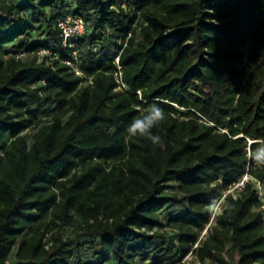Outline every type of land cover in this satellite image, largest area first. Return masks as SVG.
Returning <instances> with one entry per match:
<instances>
[{"label":"trees","instance_id":"obj_1","mask_svg":"<svg viewBox=\"0 0 264 264\" xmlns=\"http://www.w3.org/2000/svg\"><path fill=\"white\" fill-rule=\"evenodd\" d=\"M68 13L91 83L62 61ZM153 102L164 148L126 132ZM263 139L264 0H0V264H264L251 181L206 227L228 186L264 182Z\"/></svg>","mask_w":264,"mask_h":264},{"label":"built area","instance_id":"obj_2","mask_svg":"<svg viewBox=\"0 0 264 264\" xmlns=\"http://www.w3.org/2000/svg\"><path fill=\"white\" fill-rule=\"evenodd\" d=\"M85 25L86 23L83 17L72 13H68L65 16L57 19V27L60 30L61 36V48L62 50L68 49L70 55V57L65 58L62 61L69 66L70 70L74 73V75L79 76L83 79L81 83H91V77L84 76L79 67L80 58L78 55V50L76 48L78 40L84 35L86 31ZM129 35L130 33H128L124 40L118 39L117 45L119 47V50L113 59V63L116 66V71L114 72V77L117 82L116 89L121 91L126 89V85L122 81V68L119 63V55L121 53L122 48L126 45V39ZM46 52L47 51L44 49L39 50V54H43ZM256 141L261 142V146L264 147V139L248 140V146L246 147L248 152L249 145ZM247 181H251L253 183L257 196L261 201L259 211L261 213L262 223L264 224V182L250 177L247 173L244 174L242 178L239 179L236 183L231 186H228L225 190H223L219 197L216 199V201L209 206L211 213L208 224L213 222L216 216L222 213V210L225 205L226 195L231 194L233 197H236L238 195V192L244 187V184Z\"/></svg>","mask_w":264,"mask_h":264},{"label":"clouds","instance_id":"obj_3","mask_svg":"<svg viewBox=\"0 0 264 264\" xmlns=\"http://www.w3.org/2000/svg\"><path fill=\"white\" fill-rule=\"evenodd\" d=\"M166 118L165 111L159 106V103L153 102L147 104L140 112V115L134 117L129 122L126 132L130 136L144 138L153 145L164 148L165 142L163 138L158 134H153L152 129L157 127ZM255 158L264 162V147L259 149Z\"/></svg>","mask_w":264,"mask_h":264},{"label":"rangeland","instance_id":"obj_4","mask_svg":"<svg viewBox=\"0 0 264 264\" xmlns=\"http://www.w3.org/2000/svg\"><path fill=\"white\" fill-rule=\"evenodd\" d=\"M35 25H39V24L36 22ZM32 33H33V39L34 40L43 39V30H42V28L41 29L40 28L33 29ZM38 115L39 116H45V114H42V113H39ZM33 129H34V127H29L27 129H24V130L21 131V134L26 136L28 142L31 141L30 136L34 132ZM209 225L210 224L207 223L206 227H208ZM206 227L201 231V235L207 233V228ZM158 231L159 232L164 231V228H158ZM45 232H46L45 233V236L46 237H50L51 233H53L51 231H46V230H45ZM165 234H166V236H165L166 238L165 239H167L169 237H172L173 234H174V232L172 230H170V229H166V233ZM65 235H69L70 237L73 236L74 235L73 229L72 228H68L67 230H65ZM15 249H16V246L12 249V252L15 251ZM224 254L228 257V255L226 253H224ZM191 259H193V256L192 255L185 257L181 261H174V262L173 261H166V262L164 261L163 264H184V260L185 261H189ZM196 263L197 264H200L199 262H196ZM205 264H215V263H212L210 261H206Z\"/></svg>","mask_w":264,"mask_h":264}]
</instances>
